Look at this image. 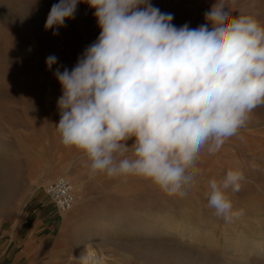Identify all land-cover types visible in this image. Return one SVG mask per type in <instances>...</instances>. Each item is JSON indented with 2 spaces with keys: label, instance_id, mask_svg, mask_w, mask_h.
Returning a JSON list of instances; mask_svg holds the SVG:
<instances>
[{
  "label": "rangeland",
  "instance_id": "obj_1",
  "mask_svg": "<svg viewBox=\"0 0 264 264\" xmlns=\"http://www.w3.org/2000/svg\"><path fill=\"white\" fill-rule=\"evenodd\" d=\"M150 2L172 14L175 26L196 28L216 0ZM54 3L59 0H0V233L11 229L16 239L45 227L34 240L38 250L26 256L34 264H264L252 251L264 249V158L254 154L264 151V106L217 153L202 150L199 174L183 196L141 177L90 176L86 156L61 142L56 125L62 90L53 73L71 70L101 29L84 1L53 35L44 25ZM225 4L234 16L251 15L264 26V0ZM49 55L58 58L51 70ZM229 168L244 173L240 191L229 193L234 209L243 212L225 222L205 193L209 180ZM58 177L73 182L76 192L73 206L61 213L44 192ZM99 223L104 227L97 230ZM8 239L0 235V255Z\"/></svg>",
  "mask_w": 264,
  "mask_h": 264
},
{
  "label": "clouds",
  "instance_id": "obj_2",
  "mask_svg": "<svg viewBox=\"0 0 264 264\" xmlns=\"http://www.w3.org/2000/svg\"><path fill=\"white\" fill-rule=\"evenodd\" d=\"M80 2L54 3L45 30L57 35ZM85 2L101 31L71 70L53 73L62 90V144L86 156L90 176L141 177L168 195H185L202 150L217 153L264 106V26L234 16L225 0L196 28L175 26L150 0ZM57 59L46 58L49 70ZM244 179L229 168L208 182V206L225 222L243 212L229 193Z\"/></svg>",
  "mask_w": 264,
  "mask_h": 264
},
{
  "label": "crops",
  "instance_id": "obj_3",
  "mask_svg": "<svg viewBox=\"0 0 264 264\" xmlns=\"http://www.w3.org/2000/svg\"><path fill=\"white\" fill-rule=\"evenodd\" d=\"M79 177L81 178L82 176H79ZM73 180L76 181L77 184H79L80 182L79 180H77V178L76 179L73 178ZM79 188H80V192L79 194L78 193L77 194L80 196H77V198L78 200L80 199L79 202H81V200L83 199V197H81L83 193L81 192L82 187L79 186ZM75 198H76V192H75ZM44 228L45 227L43 226L42 227L36 226L35 228H33L32 233L27 234L26 232L23 238L19 237L16 239H14L13 237L14 232H12L13 230L11 229L1 232L0 233L1 236H4V237L8 236L10 239H8V244H7L8 246L2 250L0 257L2 255H4L5 257L0 259V264H34L35 260L31 258H27L26 256H28V254H30L31 252L38 250V248H36L37 243L34 240L38 236L40 231L44 230ZM18 232L20 233V228ZM13 243H14L15 248L12 247ZM21 245H22V249L17 250V248H19ZM7 251H8V254L5 255Z\"/></svg>",
  "mask_w": 264,
  "mask_h": 264
},
{
  "label": "built area",
  "instance_id": "obj_4",
  "mask_svg": "<svg viewBox=\"0 0 264 264\" xmlns=\"http://www.w3.org/2000/svg\"><path fill=\"white\" fill-rule=\"evenodd\" d=\"M52 206L58 212L68 211L75 201L74 184L65 177H58L44 188Z\"/></svg>",
  "mask_w": 264,
  "mask_h": 264
},
{
  "label": "bare ground",
  "instance_id": "obj_5",
  "mask_svg": "<svg viewBox=\"0 0 264 264\" xmlns=\"http://www.w3.org/2000/svg\"><path fill=\"white\" fill-rule=\"evenodd\" d=\"M84 1L85 0H81V3H84ZM254 154L257 156V157H261V158H264V151H262V150H257L256 152H254ZM68 179V178H67ZM75 183V182H74ZM77 183V182H76ZM256 186V185H255ZM257 187H258V185H257ZM259 189H260V187H259ZM132 190V189H131ZM158 216V215H157ZM160 220V219H159ZM256 223V222H255ZM104 227V224L103 223H99L98 224V226H97V230H100L101 228H103ZM210 232V231H209ZM224 234H225V232H224ZM226 236V235H225ZM227 237V236H226ZM225 237V238H226ZM193 239V238H192ZM200 240V239H199ZM198 240V241H199ZM245 240V239H244ZM247 240V239H246ZM246 242V241H245ZM245 245H246V243H245ZM244 246V245H243ZM243 246H242V248H243ZM231 247V246H230ZM247 248V247H246ZM252 251L256 254V255H259V256H262V257H264V249L261 247V246H259V245H256V246H254V247H252ZM86 252V251H85ZM88 253V252H87ZM89 253H90V251H89ZM85 255V254H84ZM90 255H92V254H90ZM91 258V257H90ZM223 261V260H222ZM225 264H231L230 263V261H228V260H225Z\"/></svg>",
  "mask_w": 264,
  "mask_h": 264
}]
</instances>
